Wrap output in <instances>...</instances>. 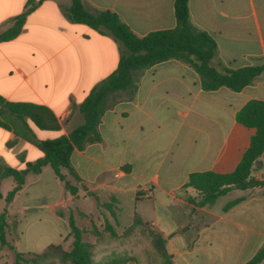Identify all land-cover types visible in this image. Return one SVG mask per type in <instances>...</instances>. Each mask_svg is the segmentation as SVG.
I'll use <instances>...</instances> for the list:
<instances>
[{"label":"crops","instance_id":"crops-1","mask_svg":"<svg viewBox=\"0 0 264 264\" xmlns=\"http://www.w3.org/2000/svg\"><path fill=\"white\" fill-rule=\"evenodd\" d=\"M82 2L88 10L115 12L137 36L175 23L174 0ZM68 5L69 0H0V31L25 11L19 33L0 41V96L44 105L58 123L47 130L14 119L18 131L29 129L37 140L65 135L82 122L76 106L113 72L122 50L110 33L72 22ZM187 10L191 25L215 42L210 64L216 70L264 64V0H187ZM251 99L264 101V70L234 91L203 89L198 73L181 59L145 67L133 89L110 95L97 124L99 139L70 153L79 177L74 194L48 166L25 175L1 210L6 231L9 221L16 226L17 240L10 244L23 253L48 244L67 249L68 215L79 228L83 219L95 224L97 215L108 222L109 210L99 204L109 203L118 226L136 215L159 232L170 264H244L264 246V184L231 188L197 205L198 192L185 183L192 172L233 170L254 132L235 113ZM39 156L12 127H0V163L22 168ZM250 176L264 180V150Z\"/></svg>","mask_w":264,"mask_h":264},{"label":"trees","instance_id":"trees-1","mask_svg":"<svg viewBox=\"0 0 264 264\" xmlns=\"http://www.w3.org/2000/svg\"><path fill=\"white\" fill-rule=\"evenodd\" d=\"M30 4V1L29 3ZM32 4L29 6V8ZM174 26L169 29L150 31L142 36L134 34L129 27L110 10H88L82 0H69L66 16L77 23H84L98 31L110 33L122 46L115 69L97 83L76 106L82 116V122L73 127L67 134L54 138L37 140L29 129L18 131L14 119L23 122L25 118L38 129L55 130L58 128L54 114L44 105L29 102H11L0 96V127L12 130L25 140L33 143L41 156L33 161H27L22 168H13L0 163V182L10 177L11 188L0 198L5 203L12 200L15 193L22 187L27 173H38L42 167L48 166L54 176L63 183L70 194L77 191L74 184L79 180L69 163L73 149H80L86 143L99 139L97 124L102 112L108 105L110 95L119 90L133 89L136 75L139 71L154 63L175 58L189 63L198 73L201 86L205 90L224 86L238 91L250 83L264 70V64L245 65L236 69L216 70L210 64L215 51V42L206 32L195 28L188 20L187 0H174ZM25 11L14 16L10 24L0 31V41L14 38L20 31L24 21ZM235 120L240 124L254 129L249 143L239 161L227 173L212 171L192 172L188 174L185 185L198 192L195 204H210L214 199L231 188L245 189L251 186L263 185L264 180L250 176L252 162L264 150V101L251 99L246 101L235 113ZM11 125V126H10ZM20 127V126H19ZM109 210L115 220L114 212L109 203H100ZM142 223L138 216L132 218V225ZM68 235L71 237L67 249L60 244H48L38 252H19L5 237L7 222L4 211L0 212V247L7 246L13 250L11 264H43L49 256L55 260L47 264H124L133 260L132 256L116 255L110 252L107 259L95 260L91 243L82 238L83 229L67 217ZM106 229L114 234L109 223ZM152 247L161 257V264H170L169 255L165 249V240L157 231L150 232ZM244 264H264V246L260 247Z\"/></svg>","mask_w":264,"mask_h":264},{"label":"rangeland","instance_id":"rangeland-1","mask_svg":"<svg viewBox=\"0 0 264 264\" xmlns=\"http://www.w3.org/2000/svg\"><path fill=\"white\" fill-rule=\"evenodd\" d=\"M12 179L10 177L4 178L0 182V192L5 194L12 186ZM4 199L0 198V212L4 206ZM108 222L105 217L95 216L94 223L90 218L89 222L86 219L82 221L83 234L82 238L91 243V250L93 258L107 259L110 252L116 255L132 256L133 260L129 261L130 264H161L162 259L151 245L150 232L153 231L148 224L139 223L132 225L129 223L125 226H118L113 220L111 215H108ZM6 219V218H5ZM14 221L16 220L13 219ZM109 223L113 229L114 234H111L105 227V223ZM132 222V221H131ZM18 226H21L18 225ZM10 232L5 233L6 239L9 243H15L17 240L16 226L9 221ZM21 248V245H19ZM13 260V250L7 246L0 247V264H11ZM55 260L53 256H49L42 263L47 264L49 261Z\"/></svg>","mask_w":264,"mask_h":264}]
</instances>
